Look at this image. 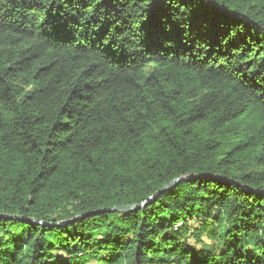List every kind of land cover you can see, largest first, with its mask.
Returning <instances> with one entry per match:
<instances>
[{"label": "trees", "instance_id": "1", "mask_svg": "<svg viewBox=\"0 0 264 264\" xmlns=\"http://www.w3.org/2000/svg\"><path fill=\"white\" fill-rule=\"evenodd\" d=\"M0 215V264H264V0H0Z\"/></svg>", "mask_w": 264, "mask_h": 264}, {"label": "water", "instance_id": "2", "mask_svg": "<svg viewBox=\"0 0 264 264\" xmlns=\"http://www.w3.org/2000/svg\"><path fill=\"white\" fill-rule=\"evenodd\" d=\"M195 177H199V176H188V177H182V178H177L175 180H172L169 184L165 185L161 190H159L155 195L149 197L145 202L139 204V205H135V206H116L113 208H105V209H100L97 211H93L90 213H87L85 215L82 216H78L72 220L69 221H63L57 224H54L53 226L55 227H60V226H64L67 225L69 223H73L76 220L80 219V218H84L86 216H92V215H98V214H103V213H111V212H117V213H128V212H135L138 211L140 209H142L145 205L149 204L150 201H152L153 199H156L157 197H159L160 195H162L163 193L169 191L172 187H174L178 182L182 181V180H188V179H193ZM0 218H6L7 220H16V221H28L30 223H35V224H40L42 226L46 225L45 223L41 222V221H37L36 219H27L24 220L23 218L19 217V216H8V215H0Z\"/></svg>", "mask_w": 264, "mask_h": 264}, {"label": "built area", "instance_id": "3", "mask_svg": "<svg viewBox=\"0 0 264 264\" xmlns=\"http://www.w3.org/2000/svg\"><path fill=\"white\" fill-rule=\"evenodd\" d=\"M182 225V223L179 224V226Z\"/></svg>", "mask_w": 264, "mask_h": 264}, {"label": "rangeland", "instance_id": "4", "mask_svg": "<svg viewBox=\"0 0 264 264\" xmlns=\"http://www.w3.org/2000/svg\"><path fill=\"white\" fill-rule=\"evenodd\" d=\"M191 242H192V240H191Z\"/></svg>", "mask_w": 264, "mask_h": 264}]
</instances>
